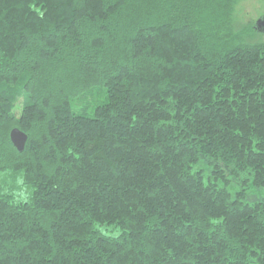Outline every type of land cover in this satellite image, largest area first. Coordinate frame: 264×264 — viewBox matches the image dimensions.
Returning a JSON list of instances; mask_svg holds the SVG:
<instances>
[{"label": "trees", "instance_id": "obj_1", "mask_svg": "<svg viewBox=\"0 0 264 264\" xmlns=\"http://www.w3.org/2000/svg\"><path fill=\"white\" fill-rule=\"evenodd\" d=\"M240 1L0 0V264H264Z\"/></svg>", "mask_w": 264, "mask_h": 264}, {"label": "rangeland", "instance_id": "obj_2", "mask_svg": "<svg viewBox=\"0 0 264 264\" xmlns=\"http://www.w3.org/2000/svg\"><path fill=\"white\" fill-rule=\"evenodd\" d=\"M237 25L247 27L253 24L255 27V40L264 39V31H258L257 22L264 17V1L263 0H241L235 11Z\"/></svg>", "mask_w": 264, "mask_h": 264}, {"label": "water", "instance_id": "obj_3", "mask_svg": "<svg viewBox=\"0 0 264 264\" xmlns=\"http://www.w3.org/2000/svg\"><path fill=\"white\" fill-rule=\"evenodd\" d=\"M256 26L258 28V31H264V17L257 22ZM10 139L11 141H13L17 149L20 152H23V149L25 148V145L28 141L26 133L24 131H21L20 129L13 128V130L11 131Z\"/></svg>", "mask_w": 264, "mask_h": 264}]
</instances>
